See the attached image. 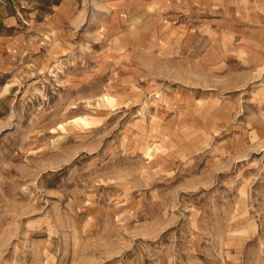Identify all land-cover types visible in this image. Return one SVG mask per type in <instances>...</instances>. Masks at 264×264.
Instances as JSON below:
<instances>
[{
    "label": "rangeland",
    "instance_id": "1",
    "mask_svg": "<svg viewBox=\"0 0 264 264\" xmlns=\"http://www.w3.org/2000/svg\"><path fill=\"white\" fill-rule=\"evenodd\" d=\"M138 4L0 0V264H264V0Z\"/></svg>",
    "mask_w": 264,
    "mask_h": 264
},
{
    "label": "crops",
    "instance_id": "2",
    "mask_svg": "<svg viewBox=\"0 0 264 264\" xmlns=\"http://www.w3.org/2000/svg\"><path fill=\"white\" fill-rule=\"evenodd\" d=\"M247 1V2H246ZM254 0H144V4H138L139 7H135L141 15H146L145 12L150 9H155L158 13L162 14L166 18L165 22H172L174 26L181 22L178 26L184 23H196L201 19L204 21V16L199 13L203 10H220L226 8L227 5L236 11H245L247 18H253V6L251 5ZM143 3V2H142ZM241 3H249L248 5H241ZM252 6V7H251ZM165 10L163 13L160 10ZM227 9V8H226ZM145 10V11H144ZM151 14V13H150ZM192 18H194L192 20ZM201 21V23H202ZM198 25L200 23L198 22Z\"/></svg>",
    "mask_w": 264,
    "mask_h": 264
}]
</instances>
